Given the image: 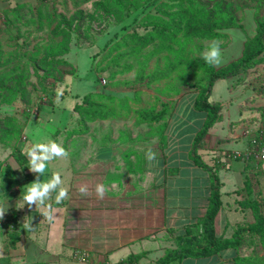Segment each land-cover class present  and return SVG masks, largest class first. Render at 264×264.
Segmentation results:
<instances>
[{
	"label": "rangeland",
	"instance_id": "1",
	"mask_svg": "<svg viewBox=\"0 0 264 264\" xmlns=\"http://www.w3.org/2000/svg\"><path fill=\"white\" fill-rule=\"evenodd\" d=\"M262 20L264 0H0V75L6 74L0 83V163L17 145L30 144L29 138L36 143L50 136L41 118L43 125L62 120V146L81 152L91 146L88 157L126 140L163 148L173 136L176 143L181 134L190 140L206 118L194 107L209 79L202 53L217 41L222 52L217 69L238 61L247 48L257 47ZM22 77L25 81H16ZM18 88L23 92L14 97ZM86 93L79 110L76 95ZM210 99L222 104L225 116L212 129L214 153L245 148L248 129V142L264 137V51L239 73L218 80ZM50 101L53 107L43 108ZM240 118L246 119L230 127ZM232 133L241 139L217 143ZM240 164L235 161L233 170ZM250 164L254 170L245 179L264 193V160ZM230 171L220 168V179L234 180ZM256 239H250L252 245L261 241ZM33 242L25 246L31 257L50 255L42 251L52 249L50 242L43 237L39 246ZM2 243L0 253H9Z\"/></svg>",
	"mask_w": 264,
	"mask_h": 264
},
{
	"label": "crops",
	"instance_id": "2",
	"mask_svg": "<svg viewBox=\"0 0 264 264\" xmlns=\"http://www.w3.org/2000/svg\"><path fill=\"white\" fill-rule=\"evenodd\" d=\"M224 117L223 111L222 119L210 128L199 154L211 168L214 164L215 168L218 165V176L220 168L234 172V180L229 183L220 179L222 205L214 223L216 236L231 238L239 226L254 222L253 210L250 206H244L243 202L257 197L264 199V193L257 187L256 181L249 185L244 176L249 169L254 170L250 164L252 161H261L254 157L246 160L233 157L235 152L244 153L248 149L252 140L248 142L251 130L243 132L247 136L245 148L222 149L214 153L212 129ZM245 119H232L230 127H237L240 123H233ZM40 122L41 128L51 137L34 142L53 140L62 145L66 131L59 125L62 120L50 119L44 121L46 125H43L41 118ZM202 125L192 133L190 140H186L182 134L180 143L175 142L174 136L172 139L168 137L169 142L164 148L158 144L126 140L115 145H103L95 152V157H88L91 146L86 151L82 149V152L70 147L68 158L51 162L41 177L43 181L45 175L50 178L53 171H60L65 186L70 189L69 199L63 203H55V193L47 201L56 213L53 223L44 219L41 215L43 209L35 205L32 208L27 205L17 208L22 203L26 187L36 179V175L28 168V158L21 165L13 155L9 156L0 163V173L4 172L0 183L2 185L4 179L10 177L17 178L19 184L10 192L0 191V202L8 207L3 219L5 222L15 221V229L21 235L15 246H11L9 227L13 223L0 225V244L3 242L5 248H11L7 254L0 253V258L9 256L12 264H158L161 258L179 247L176 237L188 234L194 226L200 228L207 214L212 191L211 171L198 165L190 155L195 136ZM179 134L175 133L176 136ZM228 139L238 141L241 137L232 133L228 137L220 136L216 141L219 144ZM28 140L30 144L26 147L33 144L30 138ZM72 142L76 140L73 138L70 140ZM26 147L22 148L24 153ZM149 147L156 153L153 161L146 158ZM207 153L211 156L205 160ZM62 160L67 164L59 165ZM238 160L241 162L239 170L234 171V163ZM7 166L12 171L7 172ZM231 171L229 173L232 174ZM97 183H103L109 189L103 199L96 197ZM80 184H87L91 194L81 196L77 191ZM230 214L236 216L231 218ZM29 220L33 230L27 232L23 229V222ZM42 237L52 247L46 246L42 251L50 255L31 257L30 250L25 246H32L33 238L37 240L35 246H39ZM26 240L31 242L26 245ZM259 247L263 251L254 258V248L240 246L228 247L209 256L175 259L168 264H251L252 261L253 264H264V259H261L264 258V247ZM78 251L87 252L88 260L75 258L74 254Z\"/></svg>",
	"mask_w": 264,
	"mask_h": 264
},
{
	"label": "trees",
	"instance_id": "3",
	"mask_svg": "<svg viewBox=\"0 0 264 264\" xmlns=\"http://www.w3.org/2000/svg\"><path fill=\"white\" fill-rule=\"evenodd\" d=\"M263 38H264V20H262L259 24L258 33L256 34V38H255L257 41V47L255 49L247 48L243 56L238 61L232 62L230 65H228L225 68L217 69L215 66H210L209 64H206V69L209 72V79L207 84L203 85L200 88L199 94L194 102L195 109L206 112V119L201 129L197 132L195 136L190 155L192 157V160H194L198 165L203 166L204 168H208L211 171L212 191L210 197V204L201 227L198 228L197 226H194L193 228L190 229V231H188V234L184 236L176 237V243L178 244L179 247L176 250L169 252L165 257L161 258L158 261V264H168L175 259L181 260L189 256L191 257L209 256L228 247L248 246L254 248L253 252L255 253V255L252 257H258V254H260L263 251L262 250L263 248L259 247V246L264 247L263 244L264 243V199L262 197L252 198L243 202L244 206H250L251 209L253 210L254 222L245 225L244 227L239 226L231 238L216 236L215 226H214L215 217L222 205L221 191H220L221 181L217 174L218 165H216V168L214 169L213 167L211 168L208 164H206L202 160L201 155L199 154V149L204 145L205 138L209 133L210 128L216 122L220 121L223 117L222 104L219 101L210 99L212 96L215 83L220 79L230 78L233 75L239 73L245 67L249 66V64L255 58L261 55L262 52L264 51ZM26 63H28V60H26ZM27 71L28 69H26V72ZM25 75L26 74H24L23 77ZM5 76H6L5 73L0 75V83H3L2 80L4 79L3 77ZM20 76L21 74L15 76V78H18ZM23 77L16 81H23V80L25 81L26 78L23 79ZM19 91L23 92V90H20V88H18V90H16L14 93V97L17 96ZM89 93L83 95L77 94L76 96L80 100L77 101L75 107H77L80 110L81 108L80 106H83V104L86 101V97L89 95ZM81 98L83 99V102H81ZM52 104L53 101H50L47 107L50 106L52 108L53 107ZM45 107L46 105L43 108ZM22 148L25 147L17 145V148H15L14 152L12 153V155L21 165L27 162V157ZM9 171H12V168L10 166H7V172ZM18 184L19 181L17 178L7 177L4 179L2 185L0 186V191L4 193L10 192ZM12 192L14 193V191ZM9 222H12L14 225V228L9 231L10 234L9 243L11 246H15L21 234L18 230L15 229L16 227L15 221L8 220L7 223ZM254 238L255 239L261 238V241L258 244L254 243L253 246L252 243L250 242V239L252 240ZM256 240H254V242ZM261 259L264 258L261 257ZM0 264H12L11 258L9 256L1 257Z\"/></svg>",
	"mask_w": 264,
	"mask_h": 264
},
{
	"label": "clouds",
	"instance_id": "4",
	"mask_svg": "<svg viewBox=\"0 0 264 264\" xmlns=\"http://www.w3.org/2000/svg\"><path fill=\"white\" fill-rule=\"evenodd\" d=\"M203 59L210 66H219L222 63V52L217 41L209 44L207 50L202 53ZM63 95L62 90L57 91V102L59 97ZM25 155L28 158V168L36 175V179L26 187V191L22 197V203L17 208H23L27 205L32 208H42L41 215L49 223H53L56 219V213L50 203H47L55 193V203L57 205L69 199V187L65 186V181L62 179L60 171H53L51 178L42 181L41 177L47 171L49 164L57 159H67L69 152L59 143L49 140L47 143L37 142L26 147ZM148 161H153L156 158V153L151 147L146 153ZM77 191L81 196L90 195L89 186L87 184H80ZM109 191L103 183L95 185V194L98 199H103L105 194ZM8 207L3 202H0V220L4 218ZM32 220V219H31ZM31 220L23 222V229L30 232L33 230ZM2 255V254H0Z\"/></svg>",
	"mask_w": 264,
	"mask_h": 264
},
{
	"label": "built area",
	"instance_id": "5",
	"mask_svg": "<svg viewBox=\"0 0 264 264\" xmlns=\"http://www.w3.org/2000/svg\"><path fill=\"white\" fill-rule=\"evenodd\" d=\"M234 158L240 159H249L250 157H254L257 160H264V137L262 134L255 135L251 142L248 149L244 152H235L233 154ZM1 223V222H0ZM10 230L13 229V225L9 227ZM88 253L87 252H75L74 257L80 261H87L88 260Z\"/></svg>",
	"mask_w": 264,
	"mask_h": 264
}]
</instances>
